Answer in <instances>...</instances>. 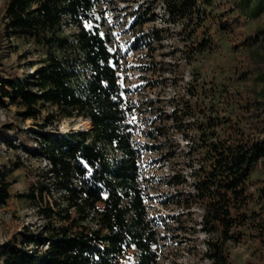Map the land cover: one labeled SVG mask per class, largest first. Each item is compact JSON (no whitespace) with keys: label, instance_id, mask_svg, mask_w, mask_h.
Instances as JSON below:
<instances>
[{"label":"trees","instance_id":"16d2710c","mask_svg":"<svg viewBox=\"0 0 264 264\" xmlns=\"http://www.w3.org/2000/svg\"><path fill=\"white\" fill-rule=\"evenodd\" d=\"M97 2L7 0L6 36L31 40L46 51L34 70L33 65L21 70L0 63V107L16 105L22 119H33L36 129L17 125V138L27 152L32 149L31 156L47 161V169L25 195L44 223L36 230L23 224L0 243V264H157L158 226L187 231V220L207 234V264H236L231 242H242L249 232L264 244V211L251 208V175L258 162L264 165V98L240 92L229 115L225 108L208 107L203 100L195 101L194 107L187 104L184 118L196 119L187 122L192 133L186 137L192 143L185 159L190 180L181 169L174 170L158 178L168 189L149 194L143 186L145 152L167 150L166 160L173 161L176 145L157 142L167 135V127L155 120H147L137 138L135 114L150 110L153 101L141 99L136 95L139 89L125 84L109 37L97 25ZM208 2L166 0L169 17L190 25L195 34L185 52L197 56L227 34L233 46L250 52L233 67L234 77H264V28L241 33L229 9L207 12ZM242 9L239 4L238 11ZM132 14V30L142 33H136L129 50L153 47L159 31L144 32L143 26L154 20V9L143 6ZM181 110L176 106L159 118L180 121ZM64 118L89 120L90 128L52 136L45 132ZM14 140L0 130L3 144L14 146ZM4 167L0 164V208L11 197L12 181ZM258 192L264 198V181ZM155 204L179 212L157 213ZM194 208L201 210L199 220L191 216ZM255 250L246 264H264V250Z\"/></svg>","mask_w":264,"mask_h":264},{"label":"rangeland","instance_id":"374dc122","mask_svg":"<svg viewBox=\"0 0 264 264\" xmlns=\"http://www.w3.org/2000/svg\"><path fill=\"white\" fill-rule=\"evenodd\" d=\"M97 25L101 27L104 34L109 37V46L117 54L120 62V72L126 85L135 87L136 94L141 99L153 101L148 108L137 112L133 122L137 124V138L141 137V131L147 126V120H155L167 127V135L160 137L157 141L166 146L172 143L176 147L169 148L177 151L173 161L166 160L165 152L158 149L144 154V174L146 179L143 186L149 194H158L168 189L164 182H159L172 171H180L190 180V168H186L185 159L189 145L192 143L186 138L192 135L188 130L187 122L195 118H184L187 104L194 107V102L203 100L208 107L214 109L225 108L229 111L236 108V101L240 92H246L254 97L264 98V77L260 75L251 76L242 81L234 77L233 67L240 66L248 57L250 52L241 46H233L227 34L221 40L197 56H189L185 52L191 48L195 34H192L190 25L184 26L181 20H174L166 12V0H97ZM205 4L207 12L222 13L229 12L237 31L250 33L259 28H264V0H208ZM7 0H0V63L8 68L18 67L23 70L33 65L32 70L40 65L45 56V49L31 40L8 38L5 34V8ZM239 4L242 11L239 12ZM154 9V20L143 26L144 32L158 30L159 40L153 41V47L143 46L135 50H129L134 41L136 33H142L140 29L132 30L131 24L134 14L142 7ZM241 14V17H238ZM184 26V28H182ZM184 31L181 32L182 29ZM187 40H185V39ZM187 43V44H185ZM264 54V49L260 50ZM197 88L194 89V85ZM192 91L196 93L192 94ZM202 104V103H200ZM176 106L182 109L178 116L180 121L162 117L161 114H171ZM197 109V106H196ZM21 110L16 105L9 104L7 108L0 107V130L7 131L15 140L14 146L3 144L0 141V164L5 165L8 178L12 181L10 187L11 197L6 206L0 208V243L23 224L36 230L42 227V218L38 209L28 200L25 195L31 189V183L42 180V174L47 169V161L43 157H33L24 149L22 142L17 138L15 127L35 128L33 119H22L18 113ZM148 111L147 113H143ZM198 111V110H196ZM209 111V110H207ZM198 116V115H197ZM90 128V121L83 118H64L56 121L47 128L45 132L52 136L56 132L67 133L74 130ZM194 133V132H193ZM171 139L168 140V138ZM173 140L172 142H170ZM190 143V144H189ZM168 149V148H167ZM22 162L23 166L16 168L15 165ZM156 165L154 169L149 168ZM264 181V165L258 162L251 175L252 191L254 201L252 209L264 211V198H260L259 187ZM52 203V199L50 200ZM155 210L157 211H154ZM154 212L175 215L179 209L169 208L155 204ZM195 214L191 216L199 220L201 210L194 208ZM199 214V215H198ZM191 216H188L191 217ZM191 226L187 231H166L163 224L158 226L160 236L156 250L159 253L157 264H207L208 259L203 258L205 249L204 240L207 234L200 230L195 221L184 222ZM175 225H178L177 223ZM170 236V237H167ZM19 234H17V238ZM264 244L260 240L253 239L246 234L240 243L229 244L231 257L236 264H246L247 259L256 252L255 247ZM130 263V262H129ZM127 263V264H129Z\"/></svg>","mask_w":264,"mask_h":264},{"label":"bare ground","instance_id":"6f19581e","mask_svg":"<svg viewBox=\"0 0 264 264\" xmlns=\"http://www.w3.org/2000/svg\"><path fill=\"white\" fill-rule=\"evenodd\" d=\"M85 120V119H84ZM86 121V120H85ZM87 121H89V120H87Z\"/></svg>","mask_w":264,"mask_h":264}]
</instances>
